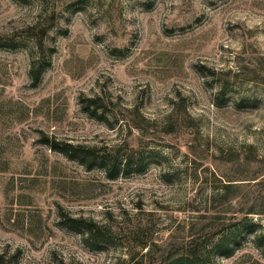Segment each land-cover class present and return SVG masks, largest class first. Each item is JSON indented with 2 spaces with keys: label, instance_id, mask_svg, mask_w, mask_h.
<instances>
[{
  "label": "rangeland",
  "instance_id": "1",
  "mask_svg": "<svg viewBox=\"0 0 264 264\" xmlns=\"http://www.w3.org/2000/svg\"><path fill=\"white\" fill-rule=\"evenodd\" d=\"M99 95L152 131L92 115ZM51 141L128 144L133 161L113 178ZM247 155L264 166V0H0V264H125L206 214ZM240 227L213 257L264 264V213Z\"/></svg>",
  "mask_w": 264,
  "mask_h": 264
},
{
  "label": "trees",
  "instance_id": "2",
  "mask_svg": "<svg viewBox=\"0 0 264 264\" xmlns=\"http://www.w3.org/2000/svg\"><path fill=\"white\" fill-rule=\"evenodd\" d=\"M43 67L32 66V73L36 80L40 79ZM85 109L92 115H100L99 110L120 111L123 119L130 127L138 128L142 135L152 131V124L139 107H122L121 103L113 99H106L103 95L92 96L87 100ZM115 110V111H116ZM167 132H171L167 131ZM51 147L72 153L71 157L78 158L91 166L107 169L110 177H117L130 168L133 156L126 152L128 144H118L112 148H100L101 154L95 147H83L62 141H51ZM124 151V152H122ZM109 156V158L106 157ZM125 155L124 162L119 158ZM258 155H254L257 157ZM124 156H122L123 158ZM253 156L240 157L236 161L238 169L233 174H220L222 186L212 196L211 207L206 214L190 220L182 228L177 227L172 239L166 243L143 241L141 247L125 264H220L215 260L212 251H219L222 255L230 256L238 248L237 240L230 238V230L240 227L250 219L251 214L264 213V166L252 170ZM122 160V159H120ZM141 170V169H140ZM252 171L256 173L251 175ZM238 172V173H237ZM262 205L261 207H258ZM78 225H85L91 238L100 241L106 235L113 234V230L92 220L76 219ZM73 227L75 224L70 223ZM251 225L256 224L251 222ZM183 231V233H180ZM256 242L264 254V228L256 234ZM143 248H148L145 252Z\"/></svg>",
  "mask_w": 264,
  "mask_h": 264
}]
</instances>
